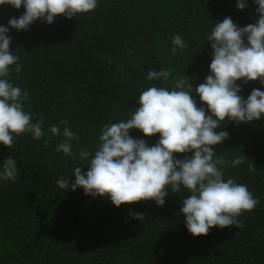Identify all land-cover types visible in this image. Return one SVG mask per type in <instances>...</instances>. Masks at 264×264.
<instances>
[{
	"label": "trees",
	"instance_id": "obj_1",
	"mask_svg": "<svg viewBox=\"0 0 264 264\" xmlns=\"http://www.w3.org/2000/svg\"><path fill=\"white\" fill-rule=\"evenodd\" d=\"M236 2L98 0L94 10L71 19L59 15L50 25L38 19L27 31L9 29L21 71H10L8 79L27 91L23 110L44 136L13 134L10 148L0 144V163L11 157L18 169L17 179L0 182V264H264V116L249 123L225 120L216 129L229 133L213 146L216 155L229 162L244 158L239 166L225 165L223 178L246 185L259 201L237 217L240 227H213L193 237L180 214L190 195L183 187L179 193L169 189L163 206L141 201L116 208L106 197L65 191L56 183L68 179L71 187L76 167L87 172L91 157L82 160L79 153H94L104 125L129 119L147 88L172 90L185 75L201 106L195 88L209 74L207 38L214 24L230 17L242 28L258 20L252 0L243 10ZM24 11L0 6V25ZM174 35L186 46L173 55ZM150 69L166 70L169 78L149 80ZM237 84L245 99L254 88L264 91L259 80ZM52 125L61 133L69 127L78 137L72 155L56 150L65 138L53 136ZM130 135L148 146L159 139L135 129ZM134 213L144 218L134 219Z\"/></svg>",
	"mask_w": 264,
	"mask_h": 264
},
{
	"label": "clouds",
	"instance_id": "obj_2",
	"mask_svg": "<svg viewBox=\"0 0 264 264\" xmlns=\"http://www.w3.org/2000/svg\"><path fill=\"white\" fill-rule=\"evenodd\" d=\"M252 2L258 6L255 24L241 28L225 17L214 24L207 38L212 59L205 81L195 88L200 107L185 75L175 81L172 90L147 88L140 94L138 107L131 111L129 119L104 125L94 153H79L82 160L91 157L87 172L82 174V167H76L71 187L70 180L63 178L56 181L58 187L65 191L80 188L93 198L106 197L116 208L141 201L163 206L169 189L179 193L183 187L190 195L182 200L180 214L193 237L206 236L213 227H240L237 217L253 210L259 201L246 185L223 178L225 165L239 166L244 158L237 156L226 161L216 155L213 146L229 138L227 131H216L221 122L249 123L264 116V91L254 88L245 99L239 95L241 87L237 84L259 80L264 87V0ZM97 3L98 0H0V6L10 5L17 10L23 6L25 10L19 18H10L7 26L0 25V144L10 148L13 134L29 132L35 139L44 136L40 123H31L30 114L23 110L22 100L27 98V91L8 79L10 71H21L19 57L10 51L9 29L27 31L38 19L50 25L59 15L71 19L91 12ZM247 5L248 0L236 2L237 10ZM172 45L173 55L186 46L180 35L172 37ZM169 75L163 69H150L147 78L167 81ZM62 123L66 125L67 121ZM134 129L144 137L159 134V139L148 146L144 139L130 135ZM49 131L65 138L56 150L72 155V141L78 137L70 128L64 127L61 133L52 125ZM174 154L184 155L180 159ZM17 178L14 159L9 157L0 163V182ZM132 215L134 219L144 218L143 213Z\"/></svg>",
	"mask_w": 264,
	"mask_h": 264
}]
</instances>
